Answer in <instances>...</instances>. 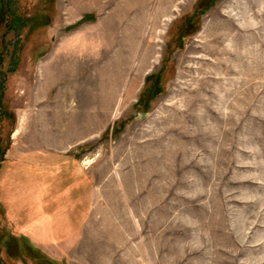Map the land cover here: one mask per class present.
<instances>
[{
	"label": "rangeland",
	"instance_id": "obj_1",
	"mask_svg": "<svg viewBox=\"0 0 264 264\" xmlns=\"http://www.w3.org/2000/svg\"><path fill=\"white\" fill-rule=\"evenodd\" d=\"M10 5L0 264H264V0Z\"/></svg>",
	"mask_w": 264,
	"mask_h": 264
},
{
	"label": "trees",
	"instance_id": "obj_2",
	"mask_svg": "<svg viewBox=\"0 0 264 264\" xmlns=\"http://www.w3.org/2000/svg\"><path fill=\"white\" fill-rule=\"evenodd\" d=\"M10 2L11 0H0V5H1V9L3 15L8 14L12 16V9L10 8ZM2 15V14H1ZM8 22V21H7ZM9 28L12 30H19L22 29L25 25L23 22H21L20 20H18V18L12 22V24L7 23ZM6 24V25H7ZM2 56L0 57V65H2V60H1ZM11 67H9V69L7 70H1L2 67H0V121L4 118L6 119H11V114L10 112L4 107V103L2 101L3 96H4V83L6 80V75H8V73L10 72H14L15 68H16V64H17V58L16 55H13V59H11ZM0 142H1V138H0ZM1 152H3V148H0Z\"/></svg>",
	"mask_w": 264,
	"mask_h": 264
},
{
	"label": "bare ground",
	"instance_id": "obj_3",
	"mask_svg": "<svg viewBox=\"0 0 264 264\" xmlns=\"http://www.w3.org/2000/svg\"><path fill=\"white\" fill-rule=\"evenodd\" d=\"M141 26H142V25H141ZM138 47H139V45H138ZM134 48H136V47H134ZM135 51H136V50H134V52L129 53V55L127 56L128 61H130V59H132V57H133L134 55L137 56V58H138V57L140 58L141 56H142L141 58H143L144 54L142 55V54L140 53L141 50H139L138 55L135 54ZM146 54H147V53H146ZM147 55H148V54H147Z\"/></svg>",
	"mask_w": 264,
	"mask_h": 264
}]
</instances>
